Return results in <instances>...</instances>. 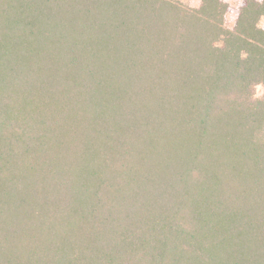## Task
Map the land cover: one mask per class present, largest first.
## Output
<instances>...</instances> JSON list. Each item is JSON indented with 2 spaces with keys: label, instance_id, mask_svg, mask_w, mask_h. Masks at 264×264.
<instances>
[{
  "label": "trees",
  "instance_id": "trees-1",
  "mask_svg": "<svg viewBox=\"0 0 264 264\" xmlns=\"http://www.w3.org/2000/svg\"><path fill=\"white\" fill-rule=\"evenodd\" d=\"M264 0H0V264H264Z\"/></svg>",
  "mask_w": 264,
  "mask_h": 264
},
{
  "label": "rangeland",
  "instance_id": "rangeland-1",
  "mask_svg": "<svg viewBox=\"0 0 264 264\" xmlns=\"http://www.w3.org/2000/svg\"><path fill=\"white\" fill-rule=\"evenodd\" d=\"M184 2L192 5V6H199L200 4L197 5V0H183ZM234 5H238L240 0H228ZM201 3V2H200ZM262 25L264 26V18L262 20ZM264 94V88L262 86H259L257 88V96H262Z\"/></svg>",
  "mask_w": 264,
  "mask_h": 264
},
{
  "label": "crops",
  "instance_id": "crops-1",
  "mask_svg": "<svg viewBox=\"0 0 264 264\" xmlns=\"http://www.w3.org/2000/svg\"><path fill=\"white\" fill-rule=\"evenodd\" d=\"M201 0H197V5L200 4Z\"/></svg>",
  "mask_w": 264,
  "mask_h": 264
}]
</instances>
